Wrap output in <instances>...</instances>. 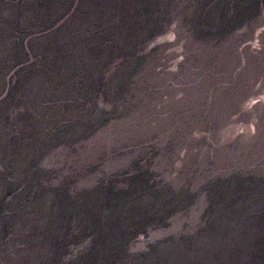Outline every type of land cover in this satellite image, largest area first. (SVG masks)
<instances>
[{
	"label": "rangeland",
	"instance_id": "obj_1",
	"mask_svg": "<svg viewBox=\"0 0 264 264\" xmlns=\"http://www.w3.org/2000/svg\"><path fill=\"white\" fill-rule=\"evenodd\" d=\"M0 264H264V0H0Z\"/></svg>",
	"mask_w": 264,
	"mask_h": 264
}]
</instances>
